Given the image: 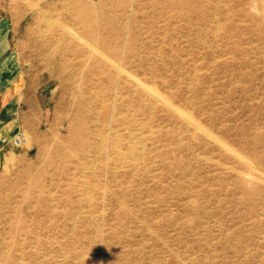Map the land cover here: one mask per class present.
<instances>
[{
	"label": "rangeland",
	"instance_id": "1",
	"mask_svg": "<svg viewBox=\"0 0 264 264\" xmlns=\"http://www.w3.org/2000/svg\"><path fill=\"white\" fill-rule=\"evenodd\" d=\"M0 89V264H264V0H0Z\"/></svg>",
	"mask_w": 264,
	"mask_h": 264
},
{
	"label": "bare ground",
	"instance_id": "2",
	"mask_svg": "<svg viewBox=\"0 0 264 264\" xmlns=\"http://www.w3.org/2000/svg\"><path fill=\"white\" fill-rule=\"evenodd\" d=\"M221 2V1H220ZM47 26V25H46ZM82 37V36H81ZM80 39V38H79ZM81 40V39H80ZM127 70V69H126ZM146 84V83H145ZM150 88V87H149ZM152 88V87H151ZM165 98H166V96H164ZM159 98V97H158ZM161 100V99H160ZM162 102L164 101V100H161ZM112 129V128H111ZM132 135V134H131ZM237 153V152H236ZM243 158V157H242ZM106 185V184H105ZM106 188V187H105ZM87 189V188H86ZM105 193V192H104Z\"/></svg>",
	"mask_w": 264,
	"mask_h": 264
},
{
	"label": "crops",
	"instance_id": "3",
	"mask_svg": "<svg viewBox=\"0 0 264 264\" xmlns=\"http://www.w3.org/2000/svg\"><path fill=\"white\" fill-rule=\"evenodd\" d=\"M0 92H1V89H0Z\"/></svg>",
	"mask_w": 264,
	"mask_h": 264
}]
</instances>
